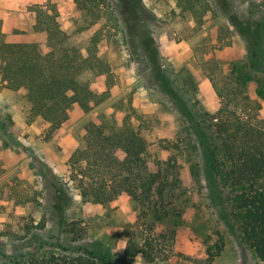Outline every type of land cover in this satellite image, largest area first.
<instances>
[{"label":"rangeland","instance_id":"rangeland-1","mask_svg":"<svg viewBox=\"0 0 264 264\" xmlns=\"http://www.w3.org/2000/svg\"><path fill=\"white\" fill-rule=\"evenodd\" d=\"M98 2L102 19L86 29L73 0H0V41L37 43L47 52V35L35 31L36 8L45 5L65 32L89 30L79 40L100 31V55L110 66L108 79L91 84L96 93L109 84L108 98L89 113L74 107L56 131L31 116L24 89L10 90L0 76V264L35 251L42 241L66 239L54 216L56 186L72 200L67 222L85 229V242L110 250L112 264H264L242 243L229 191L217 186L193 128L198 124L217 145L213 124L221 118L207 114L223 104L245 123L264 128V65L252 68L232 19L245 22L251 5L264 0ZM91 125L109 132L130 127L145 138L149 171L159 172L166 187L161 205L142 208L126 195L108 205L81 197L69 159L84 146ZM152 226L168 236L154 239L157 259H124L127 232L140 237ZM217 243L223 250L210 260L208 249Z\"/></svg>","mask_w":264,"mask_h":264},{"label":"trees","instance_id":"trees-1","mask_svg":"<svg viewBox=\"0 0 264 264\" xmlns=\"http://www.w3.org/2000/svg\"><path fill=\"white\" fill-rule=\"evenodd\" d=\"M84 14L86 29H91L102 19L98 0H73ZM251 17L241 22L232 16L234 26L247 46L252 68L264 65V2L251 5ZM36 32H44L48 39L47 52L37 43H12L0 41V76L10 90L24 89L32 117H40L56 131L70 118L74 107L85 113L101 105L109 95L107 90L96 93L91 84L98 78L110 75V66L100 55V31L82 40L79 37L89 30L67 33L61 29L56 17L37 10ZM163 83L168 79L161 76ZM223 104L215 115L220 119L213 124V137L217 145L201 131L203 154L217 179V186L229 191L233 217L241 232V241L264 261V128L245 123L228 111ZM235 117V118H234ZM210 130V129H209ZM124 158L118 156V151ZM148 143L133 128L120 132L107 131L91 125L85 135L84 146L69 159L72 179L76 180L81 197L95 204L108 205L123 195L130 197L142 208H157L163 203L166 190L159 172L151 173L147 166ZM53 194L54 216L63 229L66 239L42 241L39 247L26 254L7 256L2 264H112L113 257L99 242H85V229L77 222H67L66 210L71 198L63 187L56 186ZM146 214L142 212L140 218ZM162 218L158 220L161 222ZM139 228V227H138ZM175 232H171V237ZM139 237L132 231L126 234L124 259L137 256L152 263L157 259L155 240L166 239L163 232L152 226ZM156 237V238H155ZM155 239V240H154ZM223 250V243L208 249L210 260H215Z\"/></svg>","mask_w":264,"mask_h":264},{"label":"crops","instance_id":"crops-1","mask_svg":"<svg viewBox=\"0 0 264 264\" xmlns=\"http://www.w3.org/2000/svg\"><path fill=\"white\" fill-rule=\"evenodd\" d=\"M44 6H45V5H44ZM44 6H42V5H41V6H38V7L36 8V13H37L38 8H40V9L43 10V9H44V8H43ZM36 20H37V19H36ZM36 23H37V21H36Z\"/></svg>","mask_w":264,"mask_h":264}]
</instances>
